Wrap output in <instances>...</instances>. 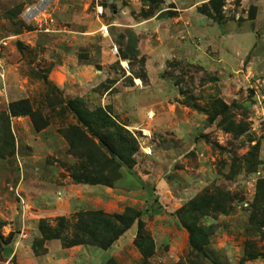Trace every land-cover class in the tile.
Returning <instances> with one entry per match:
<instances>
[{
	"label": "rangeland",
	"instance_id": "obj_1",
	"mask_svg": "<svg viewBox=\"0 0 264 264\" xmlns=\"http://www.w3.org/2000/svg\"><path fill=\"white\" fill-rule=\"evenodd\" d=\"M37 1L0 0V264H31L23 250L30 247L34 254L33 243L38 264L46 263L48 248L58 256L59 239L41 241L59 216L73 222L80 211L114 213L126 207L142 211L136 220L141 238L135 222L110 248L76 245L81 249H67L65 261L264 264V0H224L220 20L199 12L205 0L196 12L206 18H193L190 32L179 30L181 21L170 25L173 36H162L163 45L155 50L158 34L149 27L109 31L105 37L115 43L116 62L95 64L105 77L86 90L70 82L63 88L54 84L65 73L70 52L53 29L100 26L95 6L109 3L48 0L45 14L53 22L24 23L25 6ZM158 1L137 0L135 21L178 15L171 0ZM66 7L76 13L68 14ZM101 13L105 20L117 17ZM87 53L92 54L77 52V59L89 60ZM24 99L34 116L9 109ZM71 99L111 119L109 134L128 138L122 159L130 167L121 162L112 186L70 177L81 161L60 132L77 123ZM41 118L48 125L37 130L34 123ZM93 131L106 134L99 127ZM23 175L28 187L31 182L41 191L26 197ZM18 239L20 256L14 251Z\"/></svg>",
	"mask_w": 264,
	"mask_h": 264
},
{
	"label": "trees",
	"instance_id": "obj_2",
	"mask_svg": "<svg viewBox=\"0 0 264 264\" xmlns=\"http://www.w3.org/2000/svg\"><path fill=\"white\" fill-rule=\"evenodd\" d=\"M223 5L224 0H208L198 10L208 18L220 20ZM252 9L255 11L254 7ZM77 104L74 99L68 101V107L76 115L77 123L60 129L68 142L69 152L81 160L75 170L70 173V177L75 183L112 186L118 178L115 170L121 166V162L127 163L122 158L125 156L123 150H125L124 144L128 143V138L122 134L114 137L108 133V129L114 125L111 119L102 114L103 112L98 110V112L91 113L81 104ZM19 105H21L20 108ZM9 109L17 112L18 115L29 114L34 116L35 112L25 99L12 102ZM46 125H48V121L44 118H41L40 124L34 123L37 130ZM95 127L105 130L106 134L104 136L96 135L93 131ZM115 138L117 140H114ZM128 154L131 155L132 153ZM126 165L130 167L128 164ZM141 213L142 211H134L133 208L126 207L123 212L114 213H107L100 209L80 211L73 215V222L65 216H59L57 227L49 230L46 233L48 237H45L41 242L44 244L46 240L59 239L61 245L66 248L85 244L108 249L135 222L137 223L136 236L141 238L139 234L141 232L140 223L136 221ZM70 228L71 231L68 232ZM32 250L35 255L39 254H37L38 247L34 243ZM45 252L46 250L42 251L41 254Z\"/></svg>",
	"mask_w": 264,
	"mask_h": 264
},
{
	"label": "crops",
	"instance_id": "obj_3",
	"mask_svg": "<svg viewBox=\"0 0 264 264\" xmlns=\"http://www.w3.org/2000/svg\"><path fill=\"white\" fill-rule=\"evenodd\" d=\"M55 0L54 2H56ZM74 1V0H71ZM109 5L108 7H103L101 4H96V12L94 11V14L96 16V19L99 20L100 26L97 25L94 28H88V29H73L72 27H66L61 28L59 30L53 29V32L58 33V36H64V42L69 46V61L68 64H66V69L64 74H60L58 76V79L54 82V84L59 87L63 88L67 82H70L69 85L73 86L74 84H78V87L86 90V85L92 84L94 81L99 82L104 79L103 71L101 69H97L95 67V64H101V66L113 64V62H116L117 57L112 52L111 45L115 46V43H113L112 38H106L105 36H109V31L116 33L117 35L120 31H124L123 28H132L136 33L140 32V28H147L149 27L155 34L157 32L158 36H156L155 40L156 42L153 43L152 50L157 49L159 46L163 45V38L162 36L170 37L173 36L172 28L175 22H179V26H183L179 30L186 29L187 32H190L191 28L193 27V18L201 19L203 21L206 17L204 15L198 14L196 12V6L200 3L204 2L205 0H171L175 6L176 10L178 11V15L173 18V20H166V19H160L156 16L142 20V21H135L133 18L135 13L139 9H137V0H106ZM170 1V2H171ZM124 2H128V4L124 5ZM179 2V3H178ZM113 3V4H112ZM123 3V5H121ZM55 7V6H54ZM60 10L59 7H55V9ZM68 11V14L70 13H76L75 8L66 7ZM79 10H81L79 8ZM97 10H101V12H98ZM111 12H110V11ZM70 12V13H69ZM81 12L86 13V5L82 7ZM105 15L109 18V14L117 15V17L114 20H108L106 18L103 19L99 14ZM204 16V17H203ZM111 17V15H110ZM204 18V19H203ZM126 20L125 24L120 22V20ZM200 20V19H199ZM178 26V27H179ZM102 27L106 29V32L102 30ZM185 27V28H184ZM101 28V29H100ZM148 29V28H147ZM60 33V34H59ZM149 32H145L147 34ZM151 33L147 34V38L151 39L150 36ZM129 36V35H128ZM96 37L95 40H97L98 46L96 48L92 47L91 45L92 38ZM153 42V41H152ZM96 46V45H95ZM90 50V53L88 54L86 61L80 62L79 59H77L76 53L80 51L87 52ZM98 50L97 58L95 57V51ZM94 55V57H93ZM149 64L148 61H146V66ZM24 175H23V182H22V193L27 197L30 193H36V191H41V189L35 188L33 183L31 187H28L26 184V180L24 181ZM33 181V180H31ZM28 187V188H27ZM85 189L87 187L83 186ZM98 190V189H97ZM101 190V189H99ZM58 194H61L60 191H58ZM29 197V196H28ZM60 198V196H58ZM77 198V197H76ZM71 199V198H70ZM78 202V199L75 200ZM72 202V201H71ZM60 203V202H59ZM72 204V203H71ZM70 204V205H71ZM59 205V204H58ZM28 206V205H27ZM32 214V212H31ZM31 216V215H30ZM33 216V214H32ZM20 239L16 242V248L14 249L15 252H17L18 256H20V248H18ZM18 243V245H17ZM48 241L46 242V247L48 248ZM62 247V245H61ZM67 249H70L71 251L79 250L81 249L80 246H71L69 248H63L62 252L59 253L58 256L51 254L50 249L48 248V252L43 255L42 259H46L45 264H75L72 262L65 261L64 256L66 254ZM13 251V254H14ZM27 257H30L31 264H38L37 259H40L39 256H35L31 252V248L28 247L27 250H23ZM22 257V256H21ZM44 264V263H43Z\"/></svg>",
	"mask_w": 264,
	"mask_h": 264
},
{
	"label": "built area",
	"instance_id": "obj_4",
	"mask_svg": "<svg viewBox=\"0 0 264 264\" xmlns=\"http://www.w3.org/2000/svg\"><path fill=\"white\" fill-rule=\"evenodd\" d=\"M48 4H49L48 0H39L36 3L25 6L21 15L22 21L24 23H30L32 21L41 22L42 20L45 23L53 22L52 16L49 14L48 15L45 14L48 8ZM99 12H101V10ZM46 30H48V28H46ZM104 31L106 32V29H104ZM3 44L6 45L7 42L4 41ZM3 76H4L3 69H0V77Z\"/></svg>",
	"mask_w": 264,
	"mask_h": 264
}]
</instances>
